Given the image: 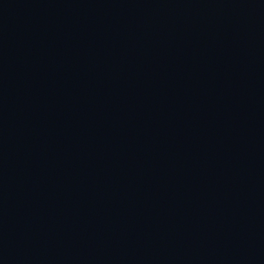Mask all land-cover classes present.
Masks as SVG:
<instances>
[{
  "label": "water",
  "instance_id": "95a60500",
  "mask_svg": "<svg viewBox=\"0 0 264 264\" xmlns=\"http://www.w3.org/2000/svg\"><path fill=\"white\" fill-rule=\"evenodd\" d=\"M0 264H264V0H0Z\"/></svg>",
  "mask_w": 264,
  "mask_h": 264
}]
</instances>
